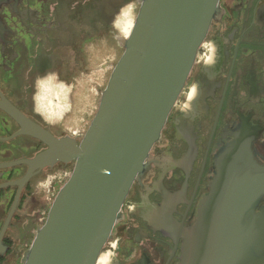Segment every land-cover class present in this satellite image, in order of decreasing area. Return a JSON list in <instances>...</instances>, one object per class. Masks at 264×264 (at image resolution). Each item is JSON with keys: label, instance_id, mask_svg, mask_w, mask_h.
<instances>
[{"label": "flooded vegetation", "instance_id": "1", "mask_svg": "<svg viewBox=\"0 0 264 264\" xmlns=\"http://www.w3.org/2000/svg\"><path fill=\"white\" fill-rule=\"evenodd\" d=\"M126 1L0 0V165L30 160L47 149L17 135L20 126L5 103L54 137L66 136L60 120L48 123L59 118L67 91L62 83L68 85L76 69L66 70L62 53L70 50L82 62L91 39L112 29L126 38L134 22L130 11L137 14L139 5L123 7ZM219 7L96 264H264V0H219ZM88 8L106 23L97 33L89 32ZM69 166L38 170L21 189L0 187V264H21L34 239L36 181ZM28 169L24 163L0 168V185L18 181ZM241 176L253 181L246 206L212 199L216 180L226 184ZM224 210L236 214L219 215L221 221H234L217 224L235 229L214 238L210 224ZM201 217L203 229L197 230Z\"/></svg>", "mask_w": 264, "mask_h": 264}, {"label": "water", "instance_id": "2", "mask_svg": "<svg viewBox=\"0 0 264 264\" xmlns=\"http://www.w3.org/2000/svg\"><path fill=\"white\" fill-rule=\"evenodd\" d=\"M138 3L128 37H116L123 53L80 141L68 135L56 138L18 109L6 103L3 106L20 126L17 135L37 139L47 149L30 160L1 164L0 168H6L24 163L29 169L18 181L0 187L14 185L21 189L38 170L51 169L58 163L72 165L21 264H96L102 248L112 238L113 227L122 218V206L132 183L146 170L150 150L159 140L209 26L221 14L219 0ZM252 183L244 176L226 184L218 179L212 187L216 191L212 199H228V206H246L245 196ZM224 190L229 193H219ZM17 202L18 196L10 215ZM233 213L224 210L217 214L210 224L214 238L233 233L235 228L217 224L233 222L219 217ZM203 218L197 230L203 229ZM216 242L215 247H222Z\"/></svg>", "mask_w": 264, "mask_h": 264}, {"label": "rangeland", "instance_id": "3", "mask_svg": "<svg viewBox=\"0 0 264 264\" xmlns=\"http://www.w3.org/2000/svg\"><path fill=\"white\" fill-rule=\"evenodd\" d=\"M137 1L138 0H127L123 7L137 4L135 3ZM135 7L138 9L139 5ZM87 11V20L89 16L93 19H90L92 25L89 27V32L95 31L97 33L106 23L101 21V18L98 17L99 13L94 9L91 10L88 8ZM119 14L120 11L115 13V17L112 19L111 24H114ZM81 30H83L82 33L86 31L84 27H81ZM116 37H118V35L115 30L112 29V33L107 36L91 39V41L84 46L82 62H79L78 57L70 50L62 53V57L67 66L66 70L70 71L73 67H76V69H72L75 73L74 77L69 80V84L66 85L62 83V85L67 88V91L65 93L64 104L62 105V111H60L58 115L59 118L56 120L51 119L48 122L50 124H55L57 120H60L63 126L62 129H64L62 134L76 137L80 140L85 133L84 131L87 130L96 113L100 93L105 88L113 67L123 53V48L119 45ZM66 74L68 73L66 72ZM70 77H68V79ZM54 84L58 85L60 83ZM71 170L72 165L57 173L48 175L43 180L36 181L35 191L36 196L39 197L37 199H39L40 202L33 208V215L34 222L39 226L44 223L55 195L68 179ZM53 180H57L58 182H54L51 187L50 184Z\"/></svg>", "mask_w": 264, "mask_h": 264}, {"label": "trees", "instance_id": "4", "mask_svg": "<svg viewBox=\"0 0 264 264\" xmlns=\"http://www.w3.org/2000/svg\"><path fill=\"white\" fill-rule=\"evenodd\" d=\"M130 10H132V8H129ZM136 11H130V24L132 25V22L134 21V17H135Z\"/></svg>", "mask_w": 264, "mask_h": 264}, {"label": "clouds", "instance_id": "5", "mask_svg": "<svg viewBox=\"0 0 264 264\" xmlns=\"http://www.w3.org/2000/svg\"><path fill=\"white\" fill-rule=\"evenodd\" d=\"M208 47H209L212 51H215V44H214V42L209 41V42H208ZM113 255H114V254H113Z\"/></svg>", "mask_w": 264, "mask_h": 264}, {"label": "bare ground", "instance_id": "6", "mask_svg": "<svg viewBox=\"0 0 264 264\" xmlns=\"http://www.w3.org/2000/svg\"><path fill=\"white\" fill-rule=\"evenodd\" d=\"M138 12V11H137ZM137 15V14H136ZM135 18H136V16H135ZM135 18H134V21H135ZM133 24H134V22H133ZM132 27H133V25H132ZM132 29V28H131ZM131 31V30H130ZM130 33V32H129ZM129 35V34H128ZM128 35H127V37H128ZM85 132V131H84Z\"/></svg>", "mask_w": 264, "mask_h": 264}]
</instances>
